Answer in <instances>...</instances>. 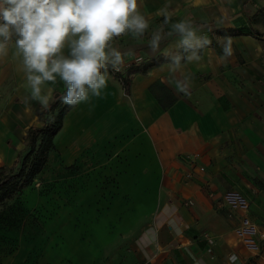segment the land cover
Instances as JSON below:
<instances>
[{"label": "crops", "instance_id": "1", "mask_svg": "<svg viewBox=\"0 0 264 264\" xmlns=\"http://www.w3.org/2000/svg\"><path fill=\"white\" fill-rule=\"evenodd\" d=\"M138 4L149 33L139 41L130 36L115 41L121 51L132 53L121 68L123 76L129 74V93L108 71L102 98L68 110L54 148L66 161L85 147L105 145L124 156L118 186L131 194L127 207L133 212L136 264H230L233 255L235 264H264V237L255 234L257 248H247L236 230L241 213L224 198L229 190L240 192L249 203L248 217L264 233V0ZM163 7L172 22L190 20L210 41L200 49V61H181V71L191 77L187 94L176 89L175 78L182 77L169 71L170 60L145 72L128 71L164 56L165 50L178 51L177 36L164 40L157 53L148 47L150 32L163 21L157 14ZM228 40L232 54L221 60ZM23 84L19 60L10 52L0 59V171L15 165L28 128L42 125L35 113L41 105L24 103ZM63 89L62 83L55 85V91ZM139 221L135 228L132 223ZM19 238L12 255L17 258L27 241ZM42 255L38 264H47Z\"/></svg>", "mask_w": 264, "mask_h": 264}, {"label": "clouds", "instance_id": "2", "mask_svg": "<svg viewBox=\"0 0 264 264\" xmlns=\"http://www.w3.org/2000/svg\"><path fill=\"white\" fill-rule=\"evenodd\" d=\"M157 14L163 21L150 32L148 47L157 53L164 40L179 37L178 51L165 50L163 55L170 60L169 71L182 77L175 78L176 89L187 94L191 77L181 71V61H200L199 51L210 41L198 35L190 20L172 22L167 7ZM149 29L138 0H0V59L11 52L19 60L21 86L28 90L24 103L36 101L47 109L55 85L62 83L66 89L62 102L75 107L92 97L102 98L109 66L120 71L132 54L121 51L115 41L124 36L139 41ZM231 54L228 40L220 59ZM236 259L230 256V264Z\"/></svg>", "mask_w": 264, "mask_h": 264}, {"label": "rangeland", "instance_id": "3", "mask_svg": "<svg viewBox=\"0 0 264 264\" xmlns=\"http://www.w3.org/2000/svg\"><path fill=\"white\" fill-rule=\"evenodd\" d=\"M114 147H85L70 161L52 148L36 174L28 177V163L21 177L0 190V264H38L41 252L47 264H136L131 194L118 186L126 159ZM20 161L0 173L17 172ZM21 235L27 241L18 258L32 254L18 263L12 255Z\"/></svg>", "mask_w": 264, "mask_h": 264}, {"label": "trees", "instance_id": "4", "mask_svg": "<svg viewBox=\"0 0 264 264\" xmlns=\"http://www.w3.org/2000/svg\"><path fill=\"white\" fill-rule=\"evenodd\" d=\"M165 56H158L150 61V63L138 67V65L131 66L129 73L140 71L145 72L146 69L153 65H157L166 61ZM111 68V66H109ZM109 71V70H108ZM116 77L121 79L126 94L129 93V74L123 76L121 71H110ZM66 89L61 91H54L53 99L47 109L39 107L35 110L38 120L42 122V125H32L27 130V136L25 141V147L18 152V159H20V167L17 172L0 173V190L10 184L14 179L21 177L30 163L28 168V177L36 174L43 164L45 163V154L48 150L54 148L53 138L55 134L61 129L63 118L71 108L70 106L62 102V96L65 94ZM58 112L57 116L56 113ZM39 140L38 144L37 141ZM34 155L32 158L31 156Z\"/></svg>", "mask_w": 264, "mask_h": 264}, {"label": "built area", "instance_id": "5", "mask_svg": "<svg viewBox=\"0 0 264 264\" xmlns=\"http://www.w3.org/2000/svg\"><path fill=\"white\" fill-rule=\"evenodd\" d=\"M108 70L112 71L113 69L109 67ZM224 198L230 205L231 209L239 210L241 213L236 230L241 236L242 242L247 248H257V244L254 242L252 237L255 234H259L261 237H264V233L260 232L256 224H254L247 215L249 208L248 200L237 190H229L225 192Z\"/></svg>", "mask_w": 264, "mask_h": 264}]
</instances>
